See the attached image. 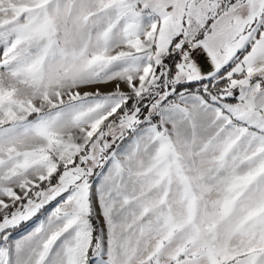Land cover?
<instances>
[{
	"label": "snow or ice",
	"instance_id": "1",
	"mask_svg": "<svg viewBox=\"0 0 264 264\" xmlns=\"http://www.w3.org/2000/svg\"><path fill=\"white\" fill-rule=\"evenodd\" d=\"M0 264H264V0H0Z\"/></svg>",
	"mask_w": 264,
	"mask_h": 264
},
{
	"label": "rangeland",
	"instance_id": "2",
	"mask_svg": "<svg viewBox=\"0 0 264 264\" xmlns=\"http://www.w3.org/2000/svg\"><path fill=\"white\" fill-rule=\"evenodd\" d=\"M31 226V222H28L27 224H24L19 230H18V234H22L25 229H27L28 227Z\"/></svg>",
	"mask_w": 264,
	"mask_h": 264
},
{
	"label": "crops",
	"instance_id": "3",
	"mask_svg": "<svg viewBox=\"0 0 264 264\" xmlns=\"http://www.w3.org/2000/svg\"><path fill=\"white\" fill-rule=\"evenodd\" d=\"M201 62H203L202 59H201Z\"/></svg>",
	"mask_w": 264,
	"mask_h": 264
}]
</instances>
